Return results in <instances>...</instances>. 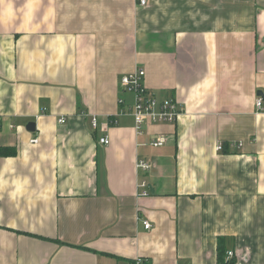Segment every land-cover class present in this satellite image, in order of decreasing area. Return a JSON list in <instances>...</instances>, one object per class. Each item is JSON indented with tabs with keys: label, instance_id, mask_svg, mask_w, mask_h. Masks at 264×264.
I'll return each instance as SVG.
<instances>
[{
	"label": "crops",
	"instance_id": "obj_1",
	"mask_svg": "<svg viewBox=\"0 0 264 264\" xmlns=\"http://www.w3.org/2000/svg\"><path fill=\"white\" fill-rule=\"evenodd\" d=\"M0 146V264H264V0H0Z\"/></svg>",
	"mask_w": 264,
	"mask_h": 264
},
{
	"label": "built area",
	"instance_id": "obj_2",
	"mask_svg": "<svg viewBox=\"0 0 264 264\" xmlns=\"http://www.w3.org/2000/svg\"><path fill=\"white\" fill-rule=\"evenodd\" d=\"M138 4L142 7L147 6L148 0H137ZM146 72L139 68L135 72L130 74H125L121 78V85L125 91L132 93L133 101L130 107V112L134 116L136 130L139 134L143 131V126L147 121L155 123H174L177 118L180 116L182 109L179 106L178 100L170 95L163 98H158L150 89H148L143 80L145 78ZM123 103V100H120ZM263 100L261 97L257 100V106L262 107ZM45 111V110H43ZM60 123H65L66 118L62 117L59 119ZM113 123V121H109ZM91 124L94 129H97L99 126V121L96 116H93L91 119ZM33 142H37V139H33ZM166 139L163 136L155 138L152 140V144L155 146H162L165 143ZM99 143L105 146L110 144V139L108 136L103 135L99 138ZM217 149H223V144L220 143L217 146ZM138 168L143 171H148L151 168V164L146 161H140L138 163ZM140 194L146 196L148 191L147 181L142 180L140 183ZM145 228H151V223L144 221ZM234 252L228 251L225 261L229 262L233 257ZM132 264H153L148 258L144 256H137Z\"/></svg>",
	"mask_w": 264,
	"mask_h": 264
},
{
	"label": "trees",
	"instance_id": "obj_3",
	"mask_svg": "<svg viewBox=\"0 0 264 264\" xmlns=\"http://www.w3.org/2000/svg\"><path fill=\"white\" fill-rule=\"evenodd\" d=\"M16 154V148L10 146H0V156H10ZM222 256V253H221ZM223 258H221V261Z\"/></svg>",
	"mask_w": 264,
	"mask_h": 264
},
{
	"label": "water",
	"instance_id": "obj_4",
	"mask_svg": "<svg viewBox=\"0 0 264 264\" xmlns=\"http://www.w3.org/2000/svg\"><path fill=\"white\" fill-rule=\"evenodd\" d=\"M26 128H27L28 131H32L33 132V131L36 130V123L35 122H32V121L29 122L27 124V127Z\"/></svg>",
	"mask_w": 264,
	"mask_h": 264
},
{
	"label": "rangeland",
	"instance_id": "obj_5",
	"mask_svg": "<svg viewBox=\"0 0 264 264\" xmlns=\"http://www.w3.org/2000/svg\"><path fill=\"white\" fill-rule=\"evenodd\" d=\"M120 81H121V80H120ZM129 95H130V97H132V96H131V95H132V93H130V92H129Z\"/></svg>",
	"mask_w": 264,
	"mask_h": 264
}]
</instances>
